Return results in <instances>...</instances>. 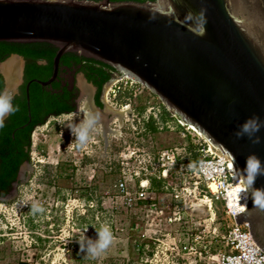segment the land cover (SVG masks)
Returning <instances> with one entry per match:
<instances>
[{
  "label": "water",
  "instance_id": "obj_1",
  "mask_svg": "<svg viewBox=\"0 0 264 264\" xmlns=\"http://www.w3.org/2000/svg\"><path fill=\"white\" fill-rule=\"evenodd\" d=\"M0 41L57 47L52 76L34 82L51 84L61 56L77 53L136 80L169 113L221 148L238 173L249 154L264 160V140L254 144L247 136L235 135L248 117L264 119V0H0ZM24 64L17 54L0 63L3 92L18 93ZM76 77L88 94L85 75ZM115 80L105 85L101 114L118 116L120 125L123 112L111 109L105 100ZM32 81L26 85L28 102ZM88 105L84 102L81 108L83 116ZM257 135L264 138V128ZM26 169H31L29 161L21 165L13 193ZM254 187H264V177ZM235 219L247 223L264 252V209L254 206L249 196L248 208Z\"/></svg>",
  "mask_w": 264,
  "mask_h": 264
},
{
  "label": "rangeland",
  "instance_id": "obj_2",
  "mask_svg": "<svg viewBox=\"0 0 264 264\" xmlns=\"http://www.w3.org/2000/svg\"><path fill=\"white\" fill-rule=\"evenodd\" d=\"M114 82L105 100L123 118L119 125V118L111 117L114 132L106 140L97 125L92 142L84 150L77 148L64 124L79 123L82 111L49 118L34 130L31 169L15 195L0 199V264H211L199 251L227 249L224 241L213 238L214 232L224 234L228 223L223 204L213 199L211 204L204 184L195 189L191 170L173 175L161 189L150 183L140 204L135 199L128 204L118 192L115 184L123 171L134 176L149 158L186 148L187 142L174 117L158 122L162 103L148 89L117 90ZM151 117L157 121L154 133L147 129ZM128 187L134 198L139 179L133 177ZM33 202L45 208L43 216L31 214ZM105 223L112 227L114 243L104 255L90 259L78 241L84 235L95 239Z\"/></svg>",
  "mask_w": 264,
  "mask_h": 264
},
{
  "label": "trees",
  "instance_id": "obj_3",
  "mask_svg": "<svg viewBox=\"0 0 264 264\" xmlns=\"http://www.w3.org/2000/svg\"><path fill=\"white\" fill-rule=\"evenodd\" d=\"M112 1L154 2L155 0ZM57 50L54 44L48 42L0 41V63L11 54L20 55L25 59L24 81L14 99V104L19 106V110L10 116L6 120V126L0 129V190L4 195L9 190L11 183L16 180L20 166L24 162L30 161L31 137L34 130L44 125L49 118L63 113H72L75 109L73 100L76 91L69 90L67 86L62 85L61 75L65 73L66 69H76L77 72L83 73L86 79L98 88L96 103L102 106L99 96L103 85L111 78L109 69L113 68L94 59L74 52H66L60 58L57 78L51 84L41 85L32 81L34 79L46 81L52 76L53 59ZM30 81L32 82L29 85L28 102L26 85ZM3 90L4 79L0 73V92ZM125 95H131V92H127ZM143 110L144 107H141L140 112ZM168 118H172L171 114L162 105V114L159 116L158 122L164 123ZM156 123L157 121L151 117L147 123L148 131L152 133L157 131ZM185 140L188 160L194 162L200 159L199 147L194 143V138L188 134ZM117 173L120 172L117 171ZM163 182V179L150 177L151 187L161 189ZM143 202V200H137L135 204Z\"/></svg>",
  "mask_w": 264,
  "mask_h": 264
},
{
  "label": "built area",
  "instance_id": "obj_4",
  "mask_svg": "<svg viewBox=\"0 0 264 264\" xmlns=\"http://www.w3.org/2000/svg\"><path fill=\"white\" fill-rule=\"evenodd\" d=\"M113 85L117 90L121 88L134 91H139L140 88L146 89L130 77L117 79ZM158 113L159 110L157 109V112H153V116L156 118ZM148 119L149 117H147ZM176 119L183 128L182 135L186 138L190 134L194 141H197L195 144L199 147L200 159L190 162L184 146L180 149L165 150L157 158H149L148 164H143V167L135 172L134 176H126L123 171L121 178L115 184L116 189L129 204L134 199L135 201L145 199L151 177L143 178V176H147V173L166 181L172 178L173 175L182 174L180 172L183 170L186 171V174L191 170L195 189L199 187V184H204L207 194L210 195L211 204L212 199L222 202L224 216L228 221L224 234L214 232L213 236L215 239L220 238L224 241L227 249L224 251L215 249L213 252L208 250L199 251V256L201 257L204 254L211 260V264H264V252L252 239L247 223H236L235 215L248 208L249 196L247 191H241V185L236 180L235 170L230 167L228 159L210 149L209 143L204 137L184 125L180 119ZM190 165H195V167H190ZM149 168L151 170H148ZM133 177L139 179V190L134 193V198L131 196L128 187V181L132 180ZM212 185H215V190L211 188ZM168 186H171L172 190L174 189L172 185L168 184ZM168 186L165 185V189H168ZM160 213H162L161 210ZM184 249L187 248L184 247Z\"/></svg>",
  "mask_w": 264,
  "mask_h": 264
},
{
  "label": "clouds",
  "instance_id": "obj_5",
  "mask_svg": "<svg viewBox=\"0 0 264 264\" xmlns=\"http://www.w3.org/2000/svg\"><path fill=\"white\" fill-rule=\"evenodd\" d=\"M14 99V93L8 91L0 92V129L6 126V120L9 117L19 110V106L14 104ZM172 117L177 118L173 114ZM101 119L102 114L100 112L86 109L83 120L79 123L69 122L65 125L75 137L78 149L84 150L92 142V133L96 130ZM262 128H264V119L254 114L239 125L235 135L237 138L247 136L254 144H259L264 140L260 135H257ZM190 167L194 168L195 165H190ZM260 177H264V160L257 154L251 153L246 157V165L243 170H239L236 180L241 185V191L248 192L253 205L264 209V187H254L256 180ZM30 211L33 216H43L45 208L40 203L33 202L30 204ZM96 233L95 239L84 235L78 241L81 251L93 260L104 255L115 240L110 224L101 225L99 230H96Z\"/></svg>",
  "mask_w": 264,
  "mask_h": 264
},
{
  "label": "flooded vegetation",
  "instance_id": "obj_6",
  "mask_svg": "<svg viewBox=\"0 0 264 264\" xmlns=\"http://www.w3.org/2000/svg\"><path fill=\"white\" fill-rule=\"evenodd\" d=\"M24 68H25V64H24V67H23V74H24ZM113 68V67H111ZM109 72L111 73V78L108 82H106L103 87H102V90H101V93H100V101L102 103V106H99L97 105L96 103V95H97V91H98V88L93 84L91 83L90 81H86L85 83L87 85L90 86L91 90L90 92L87 94V93H84L82 91V89L80 88L79 86V81L76 77V75L78 73H81V72H77L76 69H71V68H68L66 69L65 73H63L61 75L62 77V85L63 86H67L69 90H75L76 91V96L74 97V100H73V104L75 105V109L72 113H75V112H78V111H81V104L83 103L84 104V100H85V103H89V107H90V110L93 111V110H96L100 113H103L104 112V108H105V102L103 100V93H104V89H105V85L108 84L109 82H111L112 80L114 79H120L123 77L124 74H122L119 70L113 68V69H109ZM24 81V80H23ZM23 83V82H22ZM22 85V84H20ZM20 85L18 86L17 90L19 92V87ZM17 94V93H15ZM84 99V100H82ZM71 113H63L59 116H62V115H69ZM162 113L160 112L159 116L161 115ZM171 114V113H170ZM59 116H54V117H59ZM113 116L112 113H109L107 116H102V119L101 121L98 123L99 127H100V130H101V136L103 138V140H105V137H104V133L105 131L107 132V134L111 131L110 127H109V122L111 120V117ZM116 116V115H115ZM118 117V116H117ZM171 117H172V114H171ZM168 120L165 121V123H167ZM25 163V162H24ZM23 163V164H24ZM21 167V166H20ZM20 170V169H19ZM19 173V172H18ZM18 176V175H17ZM25 178V176H24ZM22 181V180H21ZM20 181V182H21ZM15 181H13L10 185V188L9 190L7 191V193L4 195L1 193V190H0V199H3V198H6V197H12L13 195L16 194L17 192V189H18V186L20 184V182L18 183L17 187H16V191L15 193H13V189H14V186H13V183ZM39 241H44L40 238H38Z\"/></svg>",
  "mask_w": 264,
  "mask_h": 264
},
{
  "label": "bare ground",
  "instance_id": "obj_7",
  "mask_svg": "<svg viewBox=\"0 0 264 264\" xmlns=\"http://www.w3.org/2000/svg\"><path fill=\"white\" fill-rule=\"evenodd\" d=\"M124 78H125V77H124ZM182 122H183V121H182ZM183 124L186 125V126H188V127L191 128V129L195 130L199 135H201L202 137H204V135H203L201 132H199L198 130H196L195 128H193L191 125H189V124H187V123H184V122H183ZM204 139L209 143L210 149H211L213 152H215V153H217V154L223 156L224 158L228 159V161L230 162V167L233 168V169L235 170V172H236V177H237L239 173H238V171L236 170V168H235L234 164L232 163L231 159L228 157V155H227V154H226L221 148H219L218 146H215V145L211 144V143H210L205 137H204ZM26 170H27V169H26ZM211 188H212L213 190L216 189L215 185H212Z\"/></svg>",
  "mask_w": 264,
  "mask_h": 264
}]
</instances>
